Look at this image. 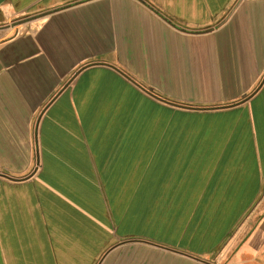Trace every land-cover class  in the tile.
<instances>
[{
  "label": "crops",
  "instance_id": "0c3cea01",
  "mask_svg": "<svg viewBox=\"0 0 264 264\" xmlns=\"http://www.w3.org/2000/svg\"><path fill=\"white\" fill-rule=\"evenodd\" d=\"M262 153L264 0H0V264H264Z\"/></svg>",
  "mask_w": 264,
  "mask_h": 264
},
{
  "label": "rangeland",
  "instance_id": "374dc122",
  "mask_svg": "<svg viewBox=\"0 0 264 264\" xmlns=\"http://www.w3.org/2000/svg\"><path fill=\"white\" fill-rule=\"evenodd\" d=\"M133 81L137 82L135 79L132 78ZM147 83L146 86V90L150 93H154L157 92L159 93L161 96L160 98L165 99L170 101L171 103H175L178 105H184V106H211L212 104H218L216 103V101H212L213 98L212 96L208 97L206 94L205 96L193 93V97H188L189 93L187 91L184 92H180L179 90L173 89L171 92V94L168 92L167 94H165V91H161V90H157L155 91L153 89V83H148L147 81H144ZM244 94H247V91H243ZM205 104V105H202ZM147 108H146V112H147ZM145 112V113H146ZM150 113H152V110H150ZM147 114V113H146ZM245 116V115H244ZM242 115L241 117V124L247 125L246 120L244 121V117ZM150 118L146 117V121L144 123V130L145 129H150L151 125H152V119H151V115L149 116ZM196 118H174L171 130H179V131H184L187 130L189 128H191L193 126V129L195 130V128H199L202 125H206V130H212L215 126L219 125V121H217V119H207V120H203V121H196ZM147 134V133H146ZM242 134H244V137L242 138L241 144L242 145H246V152L241 151V154H235L234 156L236 158H241L242 162L240 163V168L242 169V174L245 177H248L249 179H254L255 178V174H256V168H255V162L254 160H260L258 158V156L254 153H252V147H251V142L253 143V145H256L257 147H261V142L262 140L260 138H257V140L255 141V139L252 137L251 140L248 138L247 133L242 130ZM259 135V132H258ZM170 138L168 137L166 141H169ZM167 145H169V143L167 142ZM169 147V146H167ZM168 150H171L170 148H168ZM173 155H170L169 153H166V155H162V157H166V160H168L170 157H172ZM259 156L261 157V161L264 164V153L259 154ZM243 158H247L249 159L248 161H243ZM245 169V171H243ZM152 173V172H151ZM240 171L236 170L235 174L239 175ZM151 176V175H148ZM264 193V191H263Z\"/></svg>",
  "mask_w": 264,
  "mask_h": 264
},
{
  "label": "water",
  "instance_id": "95a60500",
  "mask_svg": "<svg viewBox=\"0 0 264 264\" xmlns=\"http://www.w3.org/2000/svg\"><path fill=\"white\" fill-rule=\"evenodd\" d=\"M249 97H246V99H248ZM246 99H244V100H246ZM240 102H243V101H240ZM239 102V103H240ZM170 104H172V105H174V106H177V107H185V108H189V109H202L201 107H188V106H184V105H178V104H175V103H170ZM236 104H238V103H236ZM235 105V104H234ZM229 106H233V105H229ZM208 108H210V107H205V108H203V109H208ZM211 108H215V107H211Z\"/></svg>",
  "mask_w": 264,
  "mask_h": 264
}]
</instances>
